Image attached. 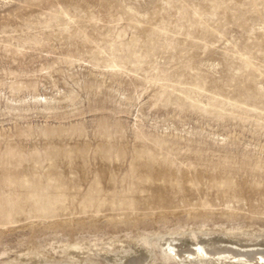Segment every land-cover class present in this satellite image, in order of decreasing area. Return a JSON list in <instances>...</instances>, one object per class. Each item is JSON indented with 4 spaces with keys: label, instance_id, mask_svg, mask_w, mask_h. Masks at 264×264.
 <instances>
[{
    "label": "rangeland",
    "instance_id": "374dc122",
    "mask_svg": "<svg viewBox=\"0 0 264 264\" xmlns=\"http://www.w3.org/2000/svg\"><path fill=\"white\" fill-rule=\"evenodd\" d=\"M176 229L264 240V0H0V264Z\"/></svg>",
    "mask_w": 264,
    "mask_h": 264
},
{
    "label": "bare ground",
    "instance_id": "6f19581e",
    "mask_svg": "<svg viewBox=\"0 0 264 264\" xmlns=\"http://www.w3.org/2000/svg\"><path fill=\"white\" fill-rule=\"evenodd\" d=\"M176 230L178 231L179 229ZM179 231L173 233L170 232L168 234L163 233L164 235H160V236L158 235L159 236L158 241L159 244L161 245L160 250L164 255V257L166 259L169 258L176 259L178 264H264V240H259L256 239L255 237L248 239L249 236L247 239L233 238L234 240H227L217 236L204 237L198 235L199 233L196 234L195 233L196 231H194L196 235L193 233L194 234L193 236L191 235V237H188V236H184L182 232L179 233ZM244 235L242 237H244ZM237 237H241V236H237ZM134 240L135 239H133V242ZM137 240L138 239H136V241ZM140 240H142L143 243L145 244L144 245L142 243L144 248L141 251L137 250L135 254L132 253L131 251L130 253L128 252V254H125V252L123 254L120 253V255L117 258H115V262L117 264H153L152 252L149 246L150 245L149 239L147 237L146 238L142 237ZM139 242L137 241L136 243L138 244ZM134 243L132 244L133 246ZM35 261H36L35 263H37L39 260H35ZM76 263L88 264L85 259H80V260L78 259V262L76 261ZM48 264H59V263L49 261Z\"/></svg>",
    "mask_w": 264,
    "mask_h": 264
}]
</instances>
